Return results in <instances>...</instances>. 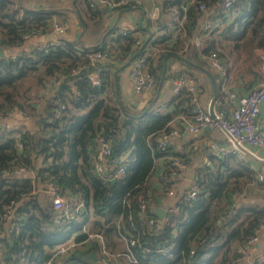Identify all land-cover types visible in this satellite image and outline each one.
<instances>
[{"label":"trees","instance_id":"obj_1","mask_svg":"<svg viewBox=\"0 0 264 264\" xmlns=\"http://www.w3.org/2000/svg\"><path fill=\"white\" fill-rule=\"evenodd\" d=\"M188 1H165L166 7L181 14L186 10L187 21L184 30H179L176 45L166 47L164 41H158L159 51L147 57L145 69L157 81L163 60L171 51L187 55L192 50L196 57L206 58L217 52L227 66L234 53L246 50L251 61L254 47L264 49V0H235V21L222 33L207 38L200 51L191 49L190 42L203 15L199 6H220L222 0H197L190 5ZM71 2L86 29L92 24L91 30L95 32L104 30L108 12L142 6L130 3L111 8L95 0ZM63 13L47 6L33 8L16 0H0V48L4 52L20 47L33 36L53 33V15ZM226 17V13H221L223 20ZM184 33L187 42L181 41ZM132 34L113 39L114 46L108 52L110 60L146 57L149 49H135L140 39ZM107 42L79 51L77 42L64 40L0 57V233L9 222V234L0 239V264H45L48 248L73 235L82 241L85 226L103 233L112 252L125 250L122 235L134 236L137 245L133 250L139 264H242L244 255L239 249L258 235L264 225V210L234 209V196L256 181V173L234 156L201 169L198 199L171 212L160 233H151L141 219V200H146L151 211L154 203H160L159 194L170 186L168 175L173 169L168 167V161L160 187L154 186L151 177L156 174L158 159L176 156L169 145L162 147L158 142L159 137L169 133L174 114L148 112L142 118L126 116L106 71L100 73V86L86 78L95 69L88 55L108 51ZM254 61L250 70L258 76L253 71L258 59ZM110 66L109 63L105 68ZM33 80L36 86H28ZM220 95L225 101V95ZM37 99L43 101L42 105ZM185 101H191L190 94ZM191 108L187 116H191ZM18 113L34 119V126H10L6 121ZM127 114L132 115L129 110ZM100 137L112 146L110 164H115L120 156L126 155L130 160L128 173L115 184L104 182L95 167ZM38 183L43 188L50 183L57 185L75 206L82 204L83 211L72 221L54 224L52 201L47 192L40 196ZM9 239L14 241L13 245ZM163 245L172 247L171 258L156 251ZM89 248L73 251L62 258V263L94 264L89 255L97 247ZM124 264L130 263L124 260Z\"/></svg>","mask_w":264,"mask_h":264},{"label":"crops","instance_id":"obj_2","mask_svg":"<svg viewBox=\"0 0 264 264\" xmlns=\"http://www.w3.org/2000/svg\"><path fill=\"white\" fill-rule=\"evenodd\" d=\"M16 1L22 2L33 8L47 6L49 10L63 11V16L56 14L53 15V18L56 21H60V23L66 22L65 25L68 29L64 34L50 33L33 36L26 40L20 47L4 50L3 53L9 55L29 52L40 45L60 42L62 38L72 43L77 42L79 44L77 47L79 51L94 49L108 40L106 44L108 51H110L114 46L113 39L119 35H123V31H128L129 33L133 32L132 35L140 39V45L137 47L138 49L140 47V51L146 47L150 52L153 51L152 54L149 52L145 55L146 57L144 58L147 60V57L154 56V53L159 51L156 50V43L158 41H164L166 47H173L176 45L180 31L184 30V24L187 21L186 10L181 14L176 9L166 7L165 1L167 0H144L141 4L142 6L132 10L108 12L104 19V30L95 32V30H91L93 27L92 24L86 29L80 14L72 6L71 0ZM196 2L197 0H190L188 4L190 5V3ZM185 4H187V1H185ZM78 5L80 4L78 3ZM202 12L203 15L198 20L194 35L190 38V42L193 45L191 49L195 47L198 51L204 48L207 38L202 41L201 48L197 47L196 39L202 33L207 22L213 21L214 24L223 23V26L213 33L215 35L222 33V31L233 22L225 23L221 18V13H225L224 0H222L220 6L218 4L210 5ZM151 15H153V18ZM138 29L142 31H138ZM103 31L105 33H103ZM186 36L184 33L181 39L182 42H187L184 41V37ZM253 53L254 56L251 61H248L246 50L234 53L230 58L229 65H227L228 67L226 66L228 70L226 90H228V92L234 91L239 96H246L256 89L259 83L264 80L262 72L264 49L254 47ZM109 58L99 61L90 74L100 80H102L100 76L101 72L106 71L110 75L116 94V100L118 102V93L119 100L126 108V111L129 110L132 116H138L147 109H149L148 112L152 113L174 114V118L169 124V133L178 131V134L170 136L168 147L172 149L176 156L172 155L158 159L156 161V174L151 177L154 186L160 187L162 185L163 173L167 169V161L168 167L171 169L170 163L172 159H178L184 161L183 163H187L186 168L173 169V172L168 175V186L170 185L168 190L159 194L161 198H159V204L154 203L151 206L153 211L162 208L169 211L170 215L171 212L180 209V207L188 201L186 195L190 189L191 181L195 179L204 166H208L205 165V152L208 147L213 142H226L225 135L218 130H207L206 128L204 131L197 133L188 131L184 117L189 114L187 110L191 108L192 105L191 101L189 103L185 101L190 94L189 88L194 87L198 90L201 107L210 110L216 98V94L218 93L214 107L217 100L220 99V94L223 93L225 95V85L223 84L221 76L212 68L208 58L201 56L196 57L192 50H190L187 55L171 51L166 54L163 60L161 77L157 81L156 87L144 93H136L133 88L131 75L135 62L143 57H133L130 60L126 59V57L116 58L114 60H110ZM255 58L258 59V62L257 65L253 67V71L256 72L258 76L250 70V65L252 62H255ZM109 63L111 66L105 68ZM180 77L191 82L182 87L179 94H176L174 91V83ZM29 85L30 83L28 86ZM39 96L41 97V95ZM224 97H226V95ZM36 101L39 102L40 99ZM40 103L42 105L43 101H40ZM40 107L42 108V106ZM226 109L229 112V104L226 105ZM261 121L264 123V104L262 106ZM6 122L10 126L26 125L28 127H33L35 124L34 119L25 118L19 113L10 117ZM163 136L164 134L158 138L160 144ZM214 162L215 160L211 162L213 166H211V164H209V166L214 167ZM252 164L253 167L251 169L256 175L258 173L264 174V160H254ZM114 166V164H110V171L114 169ZM27 176L31 177L32 174H27ZM38 192L40 196H42L44 192L48 193V187L45 186V188H43L42 184L38 183ZM234 201V209L255 208L264 210V183L259 184L255 182L251 184V187L249 186L246 188L243 193L236 194L234 196ZM8 224L9 222L5 224L3 232L0 233L1 240L5 239L7 234H9ZM258 237V241L252 244L247 250L246 255L241 261L242 264L264 263V227L259 232ZM122 245L124 246L123 243ZM61 260H59L57 264H63ZM93 263L95 264L96 262L93 261Z\"/></svg>","mask_w":264,"mask_h":264},{"label":"built area","instance_id":"obj_3","mask_svg":"<svg viewBox=\"0 0 264 264\" xmlns=\"http://www.w3.org/2000/svg\"><path fill=\"white\" fill-rule=\"evenodd\" d=\"M96 2L114 8L117 6H125L130 3L141 5L144 0H95ZM201 11L206 9L204 4L199 6ZM224 11L227 14L225 23L234 21L237 17L238 9L235 6V0H224ZM153 18V15H151ZM223 23L214 24L213 21H209L205 24L202 33L196 39L197 47L201 48L202 41L210 37L217 29L221 28ZM218 27V28H217ZM67 26L58 21L52 25L53 33L64 34L67 31ZM123 35H129L128 31H123ZM140 45V41L137 42L135 48ZM109 51L92 53L88 57L91 58V64L94 66L103 59H108ZM208 60L212 68L221 76L223 81L225 101L218 99L214 107V113L212 114L209 109L201 107L198 90L194 87H190L191 95V116L184 117V121L187 124V129L191 133H197L204 131L206 128L218 130L226 137V142L219 143L213 142L205 152L206 164L209 165L213 160L221 161L228 157L234 156L236 159L246 164L250 169L253 167L252 162L264 160V123L261 121L262 106L264 104V80L259 83L256 89L251 91L246 96H239L234 91L226 90L228 81V70L217 52H213ZM146 59H138L133 67L131 80L133 88L136 93H144L152 90L157 85V79L145 69ZM262 72L264 75V56L262 63ZM78 72H74V75ZM86 78L94 85L100 86L102 80L97 79L90 73L86 75ZM188 81L180 77L174 83V91L179 94L182 87L189 84ZM229 104L230 110L226 109V103ZM178 131H172L164 134L161 146L166 147L171 135H177ZM99 149L95 155V167L104 182H111L112 180H118L126 176L129 170L130 160L125 156H120L116 162L114 169L110 171V159L113 154L112 146L103 137L99 138ZM178 159H172L171 167L186 168L187 163H183ZM256 183H264V174L258 173L256 175ZM201 193L199 174L191 181L190 189L187 192L186 198L188 201H195L198 199ZM48 195L52 201L53 211V223L59 224L64 221L74 220L79 213L83 211V205L73 204L69 196L61 192L60 187L50 183L48 184ZM146 200H141L140 217L145 220V224L153 234L160 233L166 224L168 223V217L164 220H160L151 209L149 211ZM151 213L154 216H151ZM224 219H222L223 221ZM264 225L262 226V228ZM260 229V231L262 230ZM15 226L11 228L13 232ZM259 231V232H260ZM81 234V233H80ZM83 234L85 238L82 241H78V235H73L69 240L56 245L53 248H48V259L45 264H55L62 258L66 257L75 250H87L92 245H96V263L95 264H124V260L130 264H139V260L136 257L133 248L137 245V240L134 236L122 235V243L125 246V250L122 252H112L110 250L108 241L103 233L92 231L89 227H84ZM259 235V233H258ZM256 235L245 248L239 249V252L244 256L247 253L249 247L256 243L259 239ZM171 246H160L156 251L161 253L165 257L171 258ZM2 253V245L0 244V257ZM193 254V253H192Z\"/></svg>","mask_w":264,"mask_h":264},{"label":"water","instance_id":"obj_4","mask_svg":"<svg viewBox=\"0 0 264 264\" xmlns=\"http://www.w3.org/2000/svg\"><path fill=\"white\" fill-rule=\"evenodd\" d=\"M65 39H60V41H64ZM143 49V48H142ZM0 57L1 58H3L4 57V53H3V50L0 48ZM217 95H218V93L216 94V98H217ZM117 98H118V103H119V106H120V108H121V110L123 111V113L126 115V116H129V117H132V118H142V117H144L147 113H148V111H149V109H147V110H145L144 112H142L140 115H138V116H132V115H128L127 114V111H126V109H125V107L122 105V103L120 102V100H119V95H118V93H117ZM216 98H215V100H214V103H215V101H216ZM214 103H213V105H212V108L210 109V111H211V113L213 114L214 113ZM208 129H210V128H207V130ZM211 166H213V164H211ZM116 183V180H112L111 181V184H115ZM154 214L160 219V220H164V219H166L168 216H169V211H166L165 209H162V208H158V209H155V211H154ZM9 244L10 245H13L14 244V241L12 240V239H10L9 241ZM89 257L93 260V261H97V259H96V254H95V252H92L90 255H89Z\"/></svg>","mask_w":264,"mask_h":264},{"label":"rangeland","instance_id":"obj_5","mask_svg":"<svg viewBox=\"0 0 264 264\" xmlns=\"http://www.w3.org/2000/svg\"><path fill=\"white\" fill-rule=\"evenodd\" d=\"M58 22H60V21H58ZM31 84H34V80H33V82H30V85H31ZM34 86H36V85H34ZM34 86H33V87H34ZM77 264H78V263H77Z\"/></svg>","mask_w":264,"mask_h":264}]
</instances>
